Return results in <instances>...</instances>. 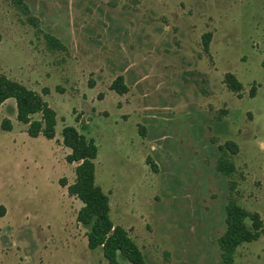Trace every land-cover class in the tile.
<instances>
[{"label":"rangeland","instance_id":"1","mask_svg":"<svg viewBox=\"0 0 264 264\" xmlns=\"http://www.w3.org/2000/svg\"><path fill=\"white\" fill-rule=\"evenodd\" d=\"M0 35V73L43 94L59 136L97 146L110 218L148 264H222L230 200L264 224V0H0ZM6 115L0 264H107L67 193L77 164L56 141H14ZM233 264H264V225Z\"/></svg>","mask_w":264,"mask_h":264},{"label":"trees","instance_id":"2","mask_svg":"<svg viewBox=\"0 0 264 264\" xmlns=\"http://www.w3.org/2000/svg\"><path fill=\"white\" fill-rule=\"evenodd\" d=\"M204 37V43L207 44L209 35ZM47 40L49 48L55 46L62 48L53 37L48 36ZM225 83L231 91L236 92L241 89L240 83L232 74L225 75ZM112 90L120 95L127 91L121 78L112 84ZM8 99L15 100L16 120L28 125L29 137L42 136L49 140L54 138L55 111L43 99V94H38L0 73V105ZM36 115L40 116L39 119H33ZM11 128L9 121L2 122L3 131H10ZM62 145L71 150L65 158L66 161L69 164H77L75 180L67 186V193L82 203L76 221L88 228L87 248L89 250L100 248L107 264H120V261L126 264H148L127 231L121 226L114 225L110 218L108 195L95 182L94 161L97 158L98 149L93 140H87L83 135H79L73 127H65L62 131ZM218 168L230 174L233 164L223 159ZM62 184L66 186L65 181ZM224 222L225 231L218 239L220 257L222 264H233L237 248L244 243L257 241L262 234L264 224L258 213L246 211L234 200H230L225 206Z\"/></svg>","mask_w":264,"mask_h":264},{"label":"crops","instance_id":"3","mask_svg":"<svg viewBox=\"0 0 264 264\" xmlns=\"http://www.w3.org/2000/svg\"><path fill=\"white\" fill-rule=\"evenodd\" d=\"M8 77V76H7ZM10 78V77H8ZM12 78V77H11ZM10 78V79H11ZM12 79H15L16 81H18L19 83L21 82V80L17 79V78H12ZM23 84V83H22ZM33 91V90H32ZM42 95V94H41ZM43 99L48 103V101L46 100V98H44L43 96ZM50 107L51 105L48 104ZM2 107H9L10 108V112L12 113V116H7L6 115V118L9 119L10 121V124H11V130L8 131L10 134H12L13 138H14V141L15 140H19L22 144H24L26 142V140H28L29 136L27 134V125L26 124H23V123H20L18 122L17 120H13V119H16V102L14 99H8L6 100L4 103H2L0 105V108ZM52 108V107H51ZM53 109V108H52ZM55 111V120H56V125H55V136L53 139L49 140V139H46V140H49V141H56L58 143V147L59 148H64L66 150V156L70 154L71 150L65 146L62 145V132L60 133V136L58 135V132H57V126H58V121L60 120V117H59V114L57 112L56 109H53ZM35 118V116L33 117ZM72 127V126H71ZM39 137H42V136H39ZM39 137H36V138H39ZM31 138V137H30ZM44 138V137H43ZM66 158V157H65ZM68 186V185H67Z\"/></svg>","mask_w":264,"mask_h":264}]
</instances>
